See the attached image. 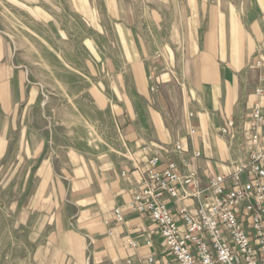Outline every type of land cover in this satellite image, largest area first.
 Segmentation results:
<instances>
[{
  "label": "crops",
  "instance_id": "1",
  "mask_svg": "<svg viewBox=\"0 0 264 264\" xmlns=\"http://www.w3.org/2000/svg\"><path fill=\"white\" fill-rule=\"evenodd\" d=\"M53 5L62 14L39 19L51 25L66 66L90 84L117 89L93 96L96 116L52 113L41 88L28 79L11 34L0 32L1 198L11 199L7 212L25 232L33 264H146L142 260L162 238L147 246L152 220L125 206L141 181L138 169L178 142L189 150L178 159L203 179L230 177L233 150L221 127L264 105L256 92L264 88V0ZM157 83L161 89L153 92ZM98 119L114 138L99 152L86 128L75 127ZM64 122L68 126L61 127ZM116 208L123 210V223Z\"/></svg>",
  "mask_w": 264,
  "mask_h": 264
},
{
  "label": "built area",
  "instance_id": "2",
  "mask_svg": "<svg viewBox=\"0 0 264 264\" xmlns=\"http://www.w3.org/2000/svg\"><path fill=\"white\" fill-rule=\"evenodd\" d=\"M151 90L158 91V85ZM256 92L264 98V88ZM221 136L229 139L233 150L230 177L209 174L203 179L197 170L189 169L186 160L178 159L189 153L178 142L151 156L147 169H138L141 181L125 206L152 220L154 227L146 232L147 246L155 247V236L162 238L157 251L142 262L264 264L263 103L255 104L249 117L228 120ZM193 156L199 158L200 152ZM114 213L123 223V210L116 208ZM131 246L137 243L132 241Z\"/></svg>",
  "mask_w": 264,
  "mask_h": 264
},
{
  "label": "rangeland",
  "instance_id": "3",
  "mask_svg": "<svg viewBox=\"0 0 264 264\" xmlns=\"http://www.w3.org/2000/svg\"><path fill=\"white\" fill-rule=\"evenodd\" d=\"M54 2L55 0H0V32L11 34L16 52L27 66L28 79L41 88L50 112L67 116L68 111L80 113L81 110H86L90 115L96 116L98 107L93 96L97 92L113 94L117 88L110 83L101 84L94 80L90 84L87 75L72 70L63 62L55 49V41L48 27L51 25L39 19V16L43 18L48 12L52 14L57 11L62 14L60 7L53 5ZM65 21L66 19L65 25L74 24ZM157 85L160 90V83ZM99 121L100 119L87 122L85 125L78 121L75 125L76 128H86L83 132L87 133L90 145L95 146L97 152L100 151L98 147L106 146L107 140H114L109 135V128H104L105 123ZM60 126L68 124L64 122ZM10 200L1 198L0 195V264H33L32 248L25 241V232L17 227L15 215L7 212L6 204ZM186 204L190 205V202Z\"/></svg>",
  "mask_w": 264,
  "mask_h": 264
}]
</instances>
